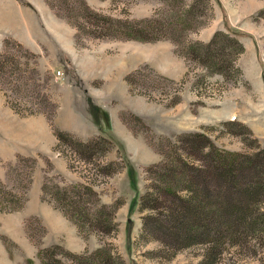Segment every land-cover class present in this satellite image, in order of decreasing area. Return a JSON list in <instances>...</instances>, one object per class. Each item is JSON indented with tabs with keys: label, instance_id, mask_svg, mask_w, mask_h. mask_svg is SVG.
Segmentation results:
<instances>
[{
	"label": "rangeland",
	"instance_id": "1",
	"mask_svg": "<svg viewBox=\"0 0 264 264\" xmlns=\"http://www.w3.org/2000/svg\"><path fill=\"white\" fill-rule=\"evenodd\" d=\"M187 11L196 23L181 22ZM218 31L244 47L226 42L224 75L202 64L204 50L189 54L190 44H207ZM156 33L163 39L144 40ZM190 133L230 152L264 147V0H0V193L22 196L31 167L30 209L36 177L42 201L54 207L61 194L70 203L84 192L79 185L90 186L95 198L77 203L89 213L80 235L87 248L71 252L107 246L123 264H264V235L180 248L161 216L143 208L161 196L153 186L164 194L171 179L163 184L147 170L175 163L167 140ZM189 147V160L204 164L208 148ZM41 226L32 219L26 227L44 245Z\"/></svg>",
	"mask_w": 264,
	"mask_h": 264
},
{
	"label": "trees",
	"instance_id": "2",
	"mask_svg": "<svg viewBox=\"0 0 264 264\" xmlns=\"http://www.w3.org/2000/svg\"><path fill=\"white\" fill-rule=\"evenodd\" d=\"M190 14L191 11H187L181 22L189 23ZM196 19L194 21L191 18L189 25L196 23L198 21ZM159 22L160 20L155 19L144 20L139 25L148 23L153 27ZM170 24H173V21ZM160 25L163 24L161 23ZM186 29L188 28L184 26L183 30ZM139 30L141 32L142 29ZM145 33L142 31L141 36L138 37H146L144 36L146 35ZM156 34H152L144 40L163 39L164 36L162 34ZM230 36V32L218 31L207 44L199 42L190 44L189 54L194 59H197L198 51L200 49L204 50L205 54L203 55L205 58L201 59L202 64L207 65L214 73L224 75L223 69L226 66L224 56L229 48L226 42L233 43L235 47L237 46L238 52H244L243 45ZM11 107L17 114L22 115L16 110L15 106L12 105ZM55 135L58 139H62L64 133L55 130ZM167 142L171 147L170 155L172 153L175 154L176 158H173L175 163L170 158L166 159L164 163L149 168L147 173L149 175L157 174L163 184L167 178L171 179L166 182L168 187L165 189L164 194L161 189L163 185L160 187L153 186V188H158L161 196H158V198L153 197L155 204L143 206L144 209L148 208L152 213L160 215L162 223L167 224L162 226L165 231H168L165 236L175 238L177 243L181 244L180 248L220 241V244H222L231 239L232 241H239L242 234L253 235V238L260 239L264 235V147L258 148V151L254 154L225 151L216 146L203 133L184 134L178 140L173 142L167 140ZM189 144L190 147H193L192 149L195 148L198 151L201 150V152L208 148L206 154L200 155L204 164L197 165L196 162L189 160L192 159L190 152L187 151ZM162 155L165 157L164 152H162ZM195 157H199V154H195ZM26 160L33 161L34 159L18 156L16 162H24ZM196 160L200 161L199 159ZM8 168L11 170L14 167L10 164ZM31 170L26 175V178H22L25 181V184L21 181L24 184L22 196L20 194L14 196L8 190L1 191L0 213L16 212L25 207L32 182ZM129 174L130 182L133 186L137 175L132 167L129 169ZM0 185L4 187L1 181ZM79 186L83 188L84 192L79 190L77 193L75 192L70 203L66 196L61 194L57 200L62 203V206H56L55 208L73 222L78 228L80 235L84 237V230L87 229L84 216L89 217V213L84 207L82 209L77 207V203L82 198L89 200L95 198L96 193L90 186ZM135 186H137L136 183ZM151 188L150 186L148 193L142 198L141 201L143 203L147 199L152 198ZM44 199L42 198V200ZM136 203L137 200L135 199L131 202L130 213H133ZM32 219L39 223V219L36 217L28 220L31 221ZM93 225L95 224L91 222V227H94ZM127 226V237H130L132 231L131 219L128 220ZM41 227L43 238L47 230L43 225ZM107 227L109 230L115 229V226L112 225L113 228H111L109 223ZM26 233L38 248L37 256L41 264H123L119 257H115L110 252L107 246L98 248L93 252L85 251L77 254L71 252L60 243L45 246L41 241H35L29 235L27 227ZM2 239L8 250H12L14 244L5 237ZM26 264L33 263L31 260H27Z\"/></svg>",
	"mask_w": 264,
	"mask_h": 264
},
{
	"label": "crops",
	"instance_id": "3",
	"mask_svg": "<svg viewBox=\"0 0 264 264\" xmlns=\"http://www.w3.org/2000/svg\"><path fill=\"white\" fill-rule=\"evenodd\" d=\"M39 35L40 33L37 31V36ZM25 38V40L28 38L32 39L33 35L25 34ZM20 41L23 42L22 40ZM35 179L34 182L37 181L36 193L38 202L35 203L36 209L29 208L31 187L28 202L22 210L0 213V264H26L27 260H31L33 264H41L37 256L38 248L26 233V221L33 217L38 218L47 230L43 239L44 245L49 246L60 243L68 250L74 252H81L87 248V244L80 236L76 226L60 210L42 201V182L38 177ZM4 237L14 244L12 250H8L4 244L2 239Z\"/></svg>",
	"mask_w": 264,
	"mask_h": 264
}]
</instances>
